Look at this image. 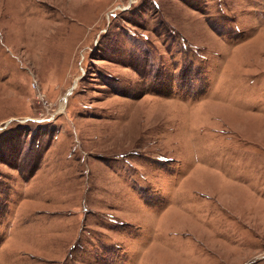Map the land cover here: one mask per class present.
<instances>
[{
    "label": "rangeland",
    "instance_id": "374dc122",
    "mask_svg": "<svg viewBox=\"0 0 264 264\" xmlns=\"http://www.w3.org/2000/svg\"><path fill=\"white\" fill-rule=\"evenodd\" d=\"M0 264H264V0H0Z\"/></svg>",
    "mask_w": 264,
    "mask_h": 264
}]
</instances>
